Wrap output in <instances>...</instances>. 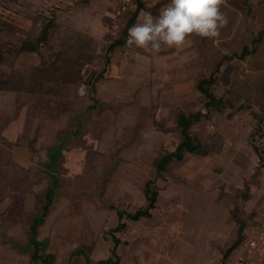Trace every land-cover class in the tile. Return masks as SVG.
I'll return each mask as SVG.
<instances>
[{
    "label": "rangeland",
    "instance_id": "obj_1",
    "mask_svg": "<svg viewBox=\"0 0 264 264\" xmlns=\"http://www.w3.org/2000/svg\"><path fill=\"white\" fill-rule=\"evenodd\" d=\"M117 6L0 0V264H45L27 246L52 180L38 239L54 264L78 248L108 258L113 236L120 264H239L242 246L222 259L241 225L245 242L264 230V116L228 87L226 72L213 92L228 106L192 127L210 152L157 175L160 157L180 142L179 112H207L198 82L211 70L194 71L165 45L117 47L108 62L128 20H115ZM148 180L159 192L152 217H124L126 228L113 231L117 211L146 207ZM257 257L264 264V249Z\"/></svg>",
    "mask_w": 264,
    "mask_h": 264
},
{
    "label": "crops",
    "instance_id": "obj_2",
    "mask_svg": "<svg viewBox=\"0 0 264 264\" xmlns=\"http://www.w3.org/2000/svg\"><path fill=\"white\" fill-rule=\"evenodd\" d=\"M144 2L155 17L170 0ZM220 11L227 24L220 29L218 37L190 36L189 43L181 48L164 47L165 53L180 56L185 62L190 58L196 67L194 71L210 69V74L216 72V82L228 72V87L233 88L254 112L264 116V0H225ZM74 251L65 264H86L88 255H74ZM88 257L90 264L106 259Z\"/></svg>",
    "mask_w": 264,
    "mask_h": 264
},
{
    "label": "trees",
    "instance_id": "obj_3",
    "mask_svg": "<svg viewBox=\"0 0 264 264\" xmlns=\"http://www.w3.org/2000/svg\"><path fill=\"white\" fill-rule=\"evenodd\" d=\"M142 11L153 12V10L148 9L144 0H134V6L128 11V20L123 33V36L119 39L115 40L113 43L109 45L108 52L110 55L107 56V61H110V56L113 50L117 47H128L126 44L128 38V29L131 28L134 24L137 23V19L139 14ZM125 15V17H126ZM53 19L44 22L43 29L41 31V35L39 37L40 41H44L47 37L48 30L51 26ZM23 48L30 51H35L37 46L30 42L26 41L23 45ZM217 77L216 72L210 74L208 77L202 78L198 82V90L201 92L204 99V107L207 112H203L202 110L197 111H180L177 115L176 122L177 126L180 129V142L173 151H166L159 159L157 164V175L161 174L165 171L173 162L182 161L187 154H207L210 152V147L207 143H205L202 138L195 134L192 131V127L200 122L202 119L209 116L208 111L211 112L212 109H216L217 111L225 110L228 106V100L224 99V97H217L213 92V86L216 83ZM54 168L57 166L56 157L53 159ZM52 186L48 188L45 202L42 206L41 213H39L36 217H34L31 225H30V241L28 243V248L33 249L32 258L34 261L41 260L46 264H53L54 255L47 254L46 257L39 254L41 250H46L48 244L45 241H41L38 239V227L44 222L45 216L48 214L52 204H53V195L54 188L56 183L52 180ZM155 183V180H148L145 188L146 202L145 206L142 207L135 212H127L124 210L117 211L118 217L120 219L119 225L113 229V231L124 230L127 226L125 222H123L124 217H128L131 220L138 221L142 218H150L152 217V210L156 207V202L158 199L159 192L152 185ZM246 229L245 225H241L238 239L235 243L227 248L224 251V256L222 261L226 263L229 260L230 255L241 246L244 245L246 237H244V231ZM114 248L112 249L111 256L106 259H101L97 262V264H120V255L117 253V247L122 242L118 237L113 236ZM74 255H85V251L83 248L76 249L73 253ZM86 264H90L89 257L86 256Z\"/></svg>",
    "mask_w": 264,
    "mask_h": 264
},
{
    "label": "clouds",
    "instance_id": "obj_4",
    "mask_svg": "<svg viewBox=\"0 0 264 264\" xmlns=\"http://www.w3.org/2000/svg\"><path fill=\"white\" fill-rule=\"evenodd\" d=\"M225 0H170L158 16L142 11L128 29V47L159 52L162 45L181 48L189 37L214 39L227 20L220 11Z\"/></svg>",
    "mask_w": 264,
    "mask_h": 264
},
{
    "label": "built area",
    "instance_id": "obj_5",
    "mask_svg": "<svg viewBox=\"0 0 264 264\" xmlns=\"http://www.w3.org/2000/svg\"><path fill=\"white\" fill-rule=\"evenodd\" d=\"M134 6V0H118L115 12V20L124 18L128 11ZM264 249V230L256 231L241 247L238 256L239 264H257V252Z\"/></svg>",
    "mask_w": 264,
    "mask_h": 264
}]
</instances>
